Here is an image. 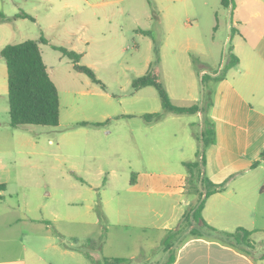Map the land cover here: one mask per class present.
Returning <instances> with one entry per match:
<instances>
[{
	"label": "rangeland",
	"instance_id": "rangeland-1",
	"mask_svg": "<svg viewBox=\"0 0 264 264\" xmlns=\"http://www.w3.org/2000/svg\"><path fill=\"white\" fill-rule=\"evenodd\" d=\"M13 1L33 20L17 23L8 44L46 40L39 45L58 88L60 117L57 126L13 128L7 95L0 96V257L22 254L24 245L27 264H101L118 253L136 255L133 264H161L167 252L157 232L112 224L105 210L115 219L116 202L139 198L126 191L135 175L185 171L183 162L194 161L197 150L205 154L209 110L207 120L202 112L166 111L151 127L139 113L162 110L158 93L145 86L130 95L131 84L148 71L174 105L210 101L213 85L235 67H225L228 9L222 0ZM2 2L11 9L12 0ZM111 10L116 15L105 19ZM53 46L81 53L79 64L101 84ZM124 113L132 114L119 118ZM67 247L72 258L60 252Z\"/></svg>",
	"mask_w": 264,
	"mask_h": 264
},
{
	"label": "crops",
	"instance_id": "crops-1",
	"mask_svg": "<svg viewBox=\"0 0 264 264\" xmlns=\"http://www.w3.org/2000/svg\"><path fill=\"white\" fill-rule=\"evenodd\" d=\"M12 2L9 10L4 9L0 0V12L5 15L0 19V51L13 38L17 23L25 19L15 16L20 3ZM223 5L230 14L227 28L232 32L226 35L224 43L231 46L238 64L229 70H232L230 74L226 71L216 81L211 93L209 120L213 124L214 135L205 147L202 173L212 183H225V186L205 199L201 216L217 230L232 232L239 227L249 230L254 248L244 252L210 236L192 235L185 239L175 236L167 247L163 243L164 238L175 230L188 205L193 203V196L185 192L186 170L161 172L157 177L149 174L150 178L139 173L126 189L133 198L135 195L139 198L116 202L115 219H110L106 210L105 217L120 227L157 232L160 235L158 244L167 252L161 264H264V258H260L264 248V0H225ZM62 6L67 7L68 4ZM115 15V10L105 11L104 17L109 19ZM92 38L89 34L83 42L88 46ZM6 95L7 70L0 55V96ZM143 113L146 112L139 114ZM131 114L124 113L119 118L125 119V115ZM155 123L146 122L151 127ZM256 161L258 163L254 166ZM146 213L152 219L150 222H147ZM26 249L23 245L22 254L12 257L9 253L0 257V264H27ZM60 252L62 256L72 258L74 250L67 247ZM126 254L110 256L126 258V264H133L136 255Z\"/></svg>",
	"mask_w": 264,
	"mask_h": 264
},
{
	"label": "trees",
	"instance_id": "trees-1",
	"mask_svg": "<svg viewBox=\"0 0 264 264\" xmlns=\"http://www.w3.org/2000/svg\"><path fill=\"white\" fill-rule=\"evenodd\" d=\"M222 3L225 4V0H222ZM15 16L33 20V17L26 12L19 11ZM2 18H5V15L0 12V19ZM144 33L149 34V31H145ZM45 41L42 37L38 40L26 39L18 43L7 44L0 51V55L6 64L9 125L13 128L25 124L57 126L59 123L60 97L58 88L49 74L39 45L40 42L44 43ZM53 48L72 61L75 71L84 73L92 81L101 84L90 67L79 64L82 57L81 53L61 46H53ZM154 51L155 53L158 51L156 45ZM237 64L238 58L232 52V48H229L228 60L225 67L229 69ZM131 86L133 91L145 86H153L158 93L162 110L143 113L141 117L147 123L160 120L163 112L166 111L177 114L202 112L206 120L208 119L207 112L211 106V100L203 106L198 104L191 106L174 105L166 89L152 72L147 71L144 75L134 79ZM88 124L100 125V123H80L81 126ZM206 132L208 137L204 138V145H207L213 138L212 122H210ZM257 163L256 161L253 165L255 166ZM183 165L186 168L185 192L194 197L196 204L186 209L175 230L164 238V245L170 246L175 236L185 239L192 235L193 237L210 236L221 243L244 252L253 249L254 245L250 240L251 232L249 230L239 227L232 232L221 231L203 220L201 209L205 199L225 186V183L214 184L203 175L202 169L205 165L204 153L197 150L196 159L194 161H185ZM99 219L100 221L104 220V216L101 213H99ZM87 241L93 242L92 239H88ZM99 242L103 243L104 238L101 237ZM75 249L79 250L78 247ZM86 254L88 257H92L89 252H86ZM260 258H264V248L260 253ZM127 262L128 260L122 257H104L101 264H126ZM92 264L96 263L93 261Z\"/></svg>",
	"mask_w": 264,
	"mask_h": 264
}]
</instances>
